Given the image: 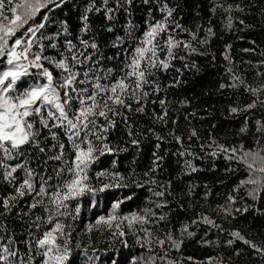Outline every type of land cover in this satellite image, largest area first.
Listing matches in <instances>:
<instances>
[{"label": "snow or ice", "instance_id": "6c2138e0", "mask_svg": "<svg viewBox=\"0 0 264 264\" xmlns=\"http://www.w3.org/2000/svg\"><path fill=\"white\" fill-rule=\"evenodd\" d=\"M257 28L264 0H0V264H197L186 242L264 264V240L224 227L251 213L264 233V47L224 44L223 122L175 91ZM219 158L228 191L184 179Z\"/></svg>", "mask_w": 264, "mask_h": 264}, {"label": "trees", "instance_id": "16d2710c", "mask_svg": "<svg viewBox=\"0 0 264 264\" xmlns=\"http://www.w3.org/2000/svg\"><path fill=\"white\" fill-rule=\"evenodd\" d=\"M201 4H204L206 0H199ZM197 0H188V8L192 9L195 7ZM237 35L243 36L244 39H237ZM250 39H254L257 45L264 47V31L257 28L256 30H245L244 32L236 33V34H223V39H216L213 41L212 51L216 55L215 63H209L208 60L204 57H198V62L201 67V71L197 74L187 73L185 79H187L188 83L181 85L175 91L182 95H191L194 94L202 103H206L208 106H215V117L218 122H223V117L220 116L219 106L224 102V97H220L214 94V89L218 84L220 73L224 71L223 64L224 61L220 56L221 51L223 50V46L227 42H231L232 44V53L234 57L239 60L242 55H245L240 52L241 48L252 47L249 43ZM243 67V66H241ZM208 92V95H204L205 92ZM150 145L146 144L144 148L145 156L149 154ZM106 159V157H105ZM146 162V161H145ZM216 169L213 171L211 169V164L213 161L203 162L205 170L196 174L195 177H185V180L195 179L197 182L207 181L209 185L213 186V194L214 196L217 193H224L228 191L232 184L235 183L239 175H229L226 174L223 170L228 165V162L223 158L216 159L215 161ZM200 164V161H197ZM174 167V165H173ZM217 181H223L224 183H216ZM178 183V182H174ZM137 198H134L132 202V208L136 207L137 203H140L143 200V197L147 195V193L142 189H136ZM125 211L128 210V204L124 206ZM183 215V213H181ZM251 213H245L243 217H238L236 221H233L231 225L225 224L224 227L226 229L237 227L241 230L242 235H245L246 238L254 240L256 242H260L264 240V233H257L253 229V234L249 235V229L246 227L251 222ZM223 239V237H221ZM235 247L247 249V245L243 244L242 241H235ZM128 249H121V257L127 255ZM183 255L185 257L191 256L194 257V261L197 262H205L206 257L214 256L216 254L217 249L212 247H204L194 242H186L183 249ZM175 255V253H173ZM186 264H193V262H186Z\"/></svg>", "mask_w": 264, "mask_h": 264}]
</instances>
